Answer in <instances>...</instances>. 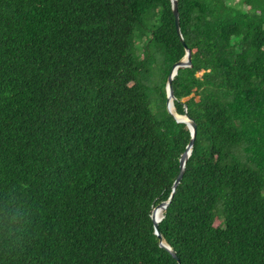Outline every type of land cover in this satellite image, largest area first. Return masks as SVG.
<instances>
[{"label":"trees","instance_id":"trees-1","mask_svg":"<svg viewBox=\"0 0 264 264\" xmlns=\"http://www.w3.org/2000/svg\"><path fill=\"white\" fill-rule=\"evenodd\" d=\"M241 2L178 0L175 258L171 1L0 0V264H264V0Z\"/></svg>","mask_w":264,"mask_h":264},{"label":"water","instance_id":"water-1","mask_svg":"<svg viewBox=\"0 0 264 264\" xmlns=\"http://www.w3.org/2000/svg\"><path fill=\"white\" fill-rule=\"evenodd\" d=\"M170 1L172 3L173 12H174V15L176 18L177 32H178V34H179V36H180V38H181V40L185 46L186 53H185V56L183 57L182 60H180L179 62H177L173 65V68H172L170 75L168 77V82H167V86H166L167 110L171 115L174 116V118L176 119L177 122L186 124L187 128L189 129V131L191 133V141L187 145L185 152L181 155L180 171H179V174H178L176 180L174 181L172 194H171L169 200L162 202V203H160L154 207V209L152 211V219H153L154 226H155V233L160 238V246L167 249L175 258H177V253L173 250L171 245L168 244L162 238L158 224L163 220L164 212L167 210V208L171 202V199L174 196L176 189L179 186V184H180V182H181V180L185 174L186 163H187L188 159L190 158L192 151H193L194 140H195V137L197 134V124H196L195 120L188 115L187 107L185 108V114L184 115L178 114L176 112V108H175L174 101H175L176 97L174 94L172 82H173L174 78L177 76L180 69L192 67V52H191V49L187 47V45L184 41V38H183V34L181 32V27H180V22H179V12H178V0H170ZM173 108H174L175 112H173V110H172ZM158 209L163 210V215L161 217H157V210Z\"/></svg>","mask_w":264,"mask_h":264},{"label":"rangeland","instance_id":"rangeland-1","mask_svg":"<svg viewBox=\"0 0 264 264\" xmlns=\"http://www.w3.org/2000/svg\"><path fill=\"white\" fill-rule=\"evenodd\" d=\"M242 0H227L228 3H231L235 6H240L242 4L241 2ZM244 8H246V6H243ZM146 25V23H145ZM146 27H148L146 25ZM137 32H138V29H137ZM138 42V48H141L142 45H143V41H139L137 40ZM139 50V49H138ZM160 59H162V57H160ZM159 62V66H157V68L153 71L154 75H153V78L152 80L149 82V85L151 88H158L161 83H162V72H161V67H160V62L161 60L158 61ZM152 98L154 99V103H153V108H154V112L155 113H161L162 112V108H161V105L158 101V91L157 89H155V93L153 94ZM173 110V109H172Z\"/></svg>","mask_w":264,"mask_h":264},{"label":"bare ground","instance_id":"bare-ground-1","mask_svg":"<svg viewBox=\"0 0 264 264\" xmlns=\"http://www.w3.org/2000/svg\"><path fill=\"white\" fill-rule=\"evenodd\" d=\"M173 112H175L174 108H173ZM163 215V210L162 209H158L157 210V217H161Z\"/></svg>","mask_w":264,"mask_h":264}]
</instances>
